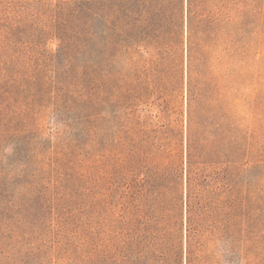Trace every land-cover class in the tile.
Masks as SVG:
<instances>
[{
  "label": "rangeland",
  "instance_id": "rangeland-1",
  "mask_svg": "<svg viewBox=\"0 0 264 264\" xmlns=\"http://www.w3.org/2000/svg\"><path fill=\"white\" fill-rule=\"evenodd\" d=\"M59 1L72 0H0L19 28L0 39V264H264L253 163H188L187 0L171 1L164 68L141 36L145 0H77L112 6V39H80L73 64L53 32ZM252 1L238 107L251 144L264 140V0Z\"/></svg>",
  "mask_w": 264,
  "mask_h": 264
},
{
  "label": "trees",
  "instance_id": "trees-1",
  "mask_svg": "<svg viewBox=\"0 0 264 264\" xmlns=\"http://www.w3.org/2000/svg\"><path fill=\"white\" fill-rule=\"evenodd\" d=\"M171 1L145 0L154 16L149 21L151 31L141 36L154 46L160 68L168 66L176 45L178 12ZM182 6L183 2L181 10ZM252 6V0H187V158L190 167L207 160L211 166L226 164L243 172L249 162L253 163V182L248 186L255 191L251 195H264V140L251 144L250 138L242 135L238 113L248 77L244 64L251 47L249 39L243 37L251 32ZM55 9L53 32L61 43L58 51L71 63L81 54L80 39H112V6L94 11L84 2L72 0L59 1ZM18 29L14 22L0 18V39L15 38ZM12 151L14 162L27 167L28 162L19 157L22 152L18 143ZM25 173L22 171L18 177H25ZM224 187L228 195L242 194L235 185ZM191 253L190 244L188 255Z\"/></svg>",
  "mask_w": 264,
  "mask_h": 264
}]
</instances>
